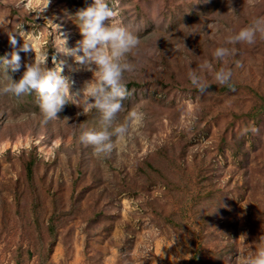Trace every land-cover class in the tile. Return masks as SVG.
<instances>
[{"label": "rangeland", "instance_id": "rangeland-1", "mask_svg": "<svg viewBox=\"0 0 264 264\" xmlns=\"http://www.w3.org/2000/svg\"><path fill=\"white\" fill-rule=\"evenodd\" d=\"M92 3L0 0V62L32 34L36 55L48 53L49 69L63 61L71 94L83 99L93 73L57 47L82 39L75 14ZM116 10L140 44L126 58L134 70L124 74L112 124L128 134L112 136L111 153L97 157L79 143L81 132L99 130L100 114H83L76 97L44 123L34 92L0 95V264L252 256L264 235V36L252 45L228 38L264 18V0H119ZM218 47L229 49L223 61L213 56ZM19 54L14 80L35 60L34 51ZM190 68L206 92L191 84ZM221 68L232 72L230 85L214 79ZM7 83L0 67V87Z\"/></svg>", "mask_w": 264, "mask_h": 264}, {"label": "clouds", "instance_id": "clouds-1", "mask_svg": "<svg viewBox=\"0 0 264 264\" xmlns=\"http://www.w3.org/2000/svg\"><path fill=\"white\" fill-rule=\"evenodd\" d=\"M50 0H48V5ZM119 0H112L114 6L110 7L109 0H93V3L78 10L75 14L82 39L73 48H68L67 40L60 39L62 46L57 50L72 57L75 64L84 66L92 71L93 79L85 85L83 99H78L79 94H71L70 79L63 75L65 64L63 61L57 63L54 69L47 68L48 53L36 55L34 48L35 36L28 34L22 47L11 53L10 59H3L0 67L4 68V76L9 81L0 87V95H10L19 98L25 94H36V103L44 117V123L58 118L68 104L67 97H76L74 105L80 107L83 101L86 107L83 114L92 108L100 114L99 130L83 131L78 140L84 146H91L93 154L103 157L113 150L112 136L120 139L128 134V128L124 125L112 129L116 115L122 110L123 100L126 98L123 84L124 74L132 72L134 66L127 62V56L137 49L140 40L132 34L119 19L116 10ZM249 5H254L256 0H247ZM31 4L28 0L27 7ZM264 36V18L257 19L251 26L241 29L238 33L228 38L229 43H247L252 45L256 42L257 35ZM60 38V37H59ZM11 45L15 48L17 40L9 36ZM35 52V60L23 65L26 69L19 80H14L9 74L18 72L21 65L20 52ZM229 55V49L218 47L213 56L221 61ZM43 65V67H42ZM94 66V67H93ZM210 64H202L200 70L210 68ZM79 70V69H76ZM191 84L201 93L206 92L208 85L204 84L202 78L197 75V69L190 68L188 73ZM232 72L219 69L215 72L214 79L219 85H230ZM131 116L141 119L142 114L133 112ZM261 247L254 251L252 256L238 255L235 264H264V235L259 238Z\"/></svg>", "mask_w": 264, "mask_h": 264}]
</instances>
